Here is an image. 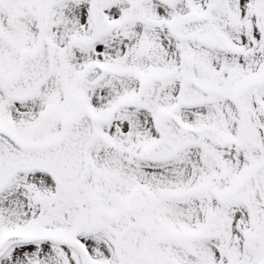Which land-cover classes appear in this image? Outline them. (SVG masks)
<instances>
[{"label":"snow or ice","instance_id":"snow-or-ice-1","mask_svg":"<svg viewBox=\"0 0 264 264\" xmlns=\"http://www.w3.org/2000/svg\"><path fill=\"white\" fill-rule=\"evenodd\" d=\"M0 264H264V0H0Z\"/></svg>","mask_w":264,"mask_h":264}]
</instances>
